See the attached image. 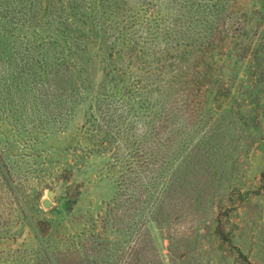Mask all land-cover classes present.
I'll use <instances>...</instances> for the list:
<instances>
[{
	"label": "rangeland",
	"instance_id": "obj_1",
	"mask_svg": "<svg viewBox=\"0 0 264 264\" xmlns=\"http://www.w3.org/2000/svg\"><path fill=\"white\" fill-rule=\"evenodd\" d=\"M0 264H264V0H0Z\"/></svg>",
	"mask_w": 264,
	"mask_h": 264
},
{
	"label": "water",
	"instance_id": "obj_2",
	"mask_svg": "<svg viewBox=\"0 0 264 264\" xmlns=\"http://www.w3.org/2000/svg\"><path fill=\"white\" fill-rule=\"evenodd\" d=\"M48 196H49V199L52 200V199L54 198V192H53V191H50V192L48 193ZM50 200H45V201L43 202V205H44L45 208H49V207L51 206V202H50Z\"/></svg>",
	"mask_w": 264,
	"mask_h": 264
}]
</instances>
